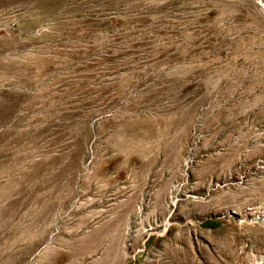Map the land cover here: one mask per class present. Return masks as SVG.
Listing matches in <instances>:
<instances>
[{
    "label": "rangeland",
    "instance_id": "obj_1",
    "mask_svg": "<svg viewBox=\"0 0 264 264\" xmlns=\"http://www.w3.org/2000/svg\"><path fill=\"white\" fill-rule=\"evenodd\" d=\"M0 264H264V0H0Z\"/></svg>",
    "mask_w": 264,
    "mask_h": 264
}]
</instances>
